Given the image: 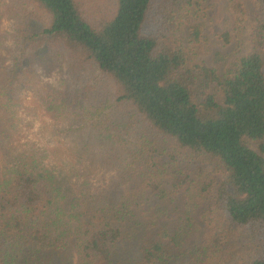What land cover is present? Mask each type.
Masks as SVG:
<instances>
[{"label":"trees","instance_id":"obj_1","mask_svg":"<svg viewBox=\"0 0 264 264\" xmlns=\"http://www.w3.org/2000/svg\"><path fill=\"white\" fill-rule=\"evenodd\" d=\"M222 3L215 69L209 0H0V264H264V0Z\"/></svg>","mask_w":264,"mask_h":264},{"label":"rangeland","instance_id":"obj_2","mask_svg":"<svg viewBox=\"0 0 264 264\" xmlns=\"http://www.w3.org/2000/svg\"><path fill=\"white\" fill-rule=\"evenodd\" d=\"M210 1V8H209V15L212 20V23H210V26L207 30V35L210 40V48L207 53L203 54L200 58V61L204 62V64L209 68H228L230 67L232 61L235 58H240L248 53H250L252 45H251V26H252V18L253 15L250 13L247 26L243 34L242 42L238 45L235 42L230 45H223L221 42L217 40L216 34L223 32V30L226 27V13L223 8L222 0H209ZM5 27L9 29L8 22L5 24ZM222 98L221 93H217V99L220 101ZM34 101V93H31L27 96L25 101V106L30 107L33 105ZM28 115V114H26ZM26 120L25 123H27V131L25 132L24 142H30V143H38L40 145H43L45 143L44 138H48L49 135L47 133L43 132V126L45 123H48L47 118H41L37 121H31ZM54 147L60 148V150L56 153V156L52 153L50 154L52 158L55 160L58 158L63 162H68V154L66 151V148L59 143V145L56 144H50L49 148L52 149ZM110 178V177H108ZM93 184L95 186H100L104 178L102 177L101 173L94 174L92 176Z\"/></svg>","mask_w":264,"mask_h":264}]
</instances>
